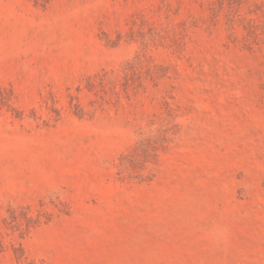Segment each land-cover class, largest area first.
I'll return each mask as SVG.
<instances>
[{
    "label": "rangeland",
    "instance_id": "obj_1",
    "mask_svg": "<svg viewBox=\"0 0 264 264\" xmlns=\"http://www.w3.org/2000/svg\"><path fill=\"white\" fill-rule=\"evenodd\" d=\"M0 264H264V0H0Z\"/></svg>",
    "mask_w": 264,
    "mask_h": 264
}]
</instances>
